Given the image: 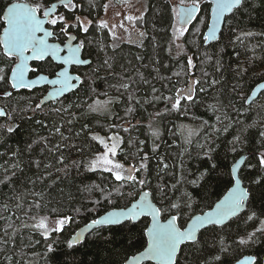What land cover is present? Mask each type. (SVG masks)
<instances>
[{"label":"trees","instance_id":"16d2710c","mask_svg":"<svg viewBox=\"0 0 264 264\" xmlns=\"http://www.w3.org/2000/svg\"><path fill=\"white\" fill-rule=\"evenodd\" d=\"M10 1L0 0V9H3ZM22 1L44 4L51 2V0ZM77 1H81L80 4L83 7L76 14L96 20L102 12L101 9H103L105 0H94L93 4L96 7L93 8H90L88 0ZM172 3L171 0H147L142 23L140 21L144 33H146L142 43L120 42L119 47L115 49L110 46L107 47V53L102 55L95 45L86 50V53L90 54L89 58L93 60V67L102 63L107 55L110 57L113 68L111 70L104 69L106 74L110 71V75L104 77L103 72H100L96 79L89 80L75 94L67 93L65 97L60 98L64 100L65 104L72 102L81 105L79 109L74 108L72 110L76 112L79 119L71 125L66 122L68 117L62 118L50 111L54 107H59V102L48 101L42 110L32 111V108L45 93L46 85L37 86L32 90L21 89L17 91L11 89L6 82H0V106L11 117V119L9 116L0 117V125L14 123L16 126V130L12 134L0 131V153L9 152V150L14 151L17 148L22 152L21 159L23 160L24 171L23 175L13 178L16 181V189L22 192L27 187L29 190L44 194V203L47 208L40 213L41 215L73 217L62 233L53 234L48 241V243H53L54 251L52 253L45 255L46 244L38 233L20 229L12 241L7 245H0V264H8L2 259L5 255L12 257L11 264H119L129 255L143 248L142 245L146 240L143 236V228L148 223V218L143 217L135 224L124 223L122 225L96 227L91 234L85 236L83 243L75 245L73 248L67 247L70 235L84 222L95 218L109 208L125 206L131 199L127 195L124 198H119L113 194L112 203H107L102 196L115 186L110 174L99 171L89 172L83 166L79 168L73 166V161L86 163L93 152L100 149V146L91 141L86 133H82L79 137L75 136V132L80 131L81 126L85 123L89 125L92 131L105 135L107 125L113 123L115 119H118V122L126 119H130L131 122L136 120V123H132L137 125L135 129L122 133L125 137V144L122 147L128 153H134L136 148L143 147V151L149 154L151 157L150 180L153 189L157 183L165 185L176 183L181 174L178 163L181 159L184 162L183 174L189 180L194 179L205 169H209L210 175L207 183L201 181L203 187L194 191L190 184L178 185L179 191L173 193V199H175L185 189L193 191L194 203L191 212L194 213L205 210L207 205L213 204L223 194L230 185L229 166L237 155L249 152L239 169V175L242 177L243 184L250 190L249 210H255L258 214L264 212V183L258 185L252 182L258 174L264 172L257 167V160L253 155L264 149L259 143L261 139L259 132L264 128V91L251 104H245L241 99L242 95L246 98L249 90L263 79L260 73L261 69L264 68V34H262L264 33V0H247V7L237 12L230 24L224 26L222 38L208 44L203 42V30L206 26L201 21H208L209 5L206 0H202V11L197 14V20L189 25L190 31L181 38L183 50L179 51V54L174 44L170 43L172 40L170 32ZM60 11H64V9L61 8ZM89 12H91L90 16ZM197 29L200 34H196ZM230 29H234L235 32L230 31ZM240 31H250L255 35L243 38L242 42L233 43L235 33ZM93 34L97 38L101 36L95 29L89 33V36L95 38ZM106 35L105 32L103 36ZM81 38L83 37L81 36ZM106 40L109 38L107 37ZM253 45L257 47L253 49ZM253 52L255 57L259 59L250 60L253 57ZM189 56H192L195 64V68L191 70L185 68ZM217 61L220 62L219 69H217ZM10 63L0 53V67L8 68ZM82 68H88L81 66L80 73L84 74ZM238 68L249 70L240 76L237 75ZM55 70L54 62L50 66L45 64L42 68V71L50 76L55 73ZM185 71H190L192 77L201 80L200 86L205 87L207 92L200 93L198 103L188 105L186 109H182V112L165 113L153 121V126L158 127L161 131V138L156 141L160 145L157 152L152 154V141L148 137L147 125L153 116L152 111H157L155 106L159 101H152L151 98L154 95L167 96L168 93L169 96H174L177 84L181 85L185 82L183 85H186V80H189ZM177 72L180 75L183 73L180 79L174 75ZM205 73H207L206 76ZM141 75L148 83L141 80ZM121 77H124V82L129 79L135 81L131 84L130 91L141 100L142 106L133 104L132 106L136 109L135 112L126 116L125 110L129 104L125 94L121 96L119 103H114L111 106L114 115L88 113L85 98L90 95V91L94 88L97 96L100 97L102 95L99 94L104 91V83L110 80L121 83ZM213 80H217L218 83L208 87ZM153 87L158 89L156 93L152 92ZM234 88L235 91H233ZM9 89H11L12 96H3V92ZM120 95V93L115 92L111 96ZM145 100L150 101V103H143ZM217 102H219L218 106L222 113H226L232 121H240V123L234 124L228 133L213 136L211 135V127L200 128V125L201 121H208L209 126L215 124V115L209 111L207 105ZM61 125L64 135L70 137L67 141H62L58 135L54 134V127ZM248 125H252V127H248ZM181 126H185L186 129H200L198 135L192 137L191 144H184L179 131ZM215 126L221 127L220 125ZM242 128H247V131L243 132L244 143L237 145V151L232 152L229 141ZM42 137L47 139V147L45 142L41 140ZM205 137L212 141L211 147L215 149L212 160L204 157L199 147L200 144L205 143ZM129 138H137L135 147L128 145L127 140ZM139 140H145L146 146H141ZM33 141L37 143H33ZM58 143L65 145L61 148L60 153H53L48 150ZM29 144L33 145L31 151L27 150ZM182 148L187 149L183 157L179 155ZM61 154L65 157L64 164L57 163ZM161 157L166 158L165 162L169 164V168L166 172H159L158 174ZM8 159L9 156H3L0 158V163ZM119 159L125 164L137 163V160L131 157L126 160L123 154H120ZM35 160L41 161L39 169L34 164H30V161ZM213 163L217 167L211 170ZM45 164H50L51 167L45 169L43 167ZM65 164L68 165L67 170L59 171V169L65 168ZM249 164L252 165L251 168L248 167ZM37 176H42L43 181H37L35 186L26 183V179H35ZM94 184L104 189V193H101L99 189L87 190ZM124 191L127 193L131 189L125 188ZM13 195L14 193L8 187L0 185V204L15 203L9 199ZM31 200V196L26 198L25 207L31 203ZM96 201H99V204H96ZM76 209H80L79 213H76ZM0 214L12 215L14 220L16 217L26 219L23 217L22 211L11 208L8 213ZM162 215L166 217L167 214ZM246 215L247 213L242 214L240 219L230 222L225 229V234H230V240L235 239L238 235H243L246 231H252L254 227L258 226V221L255 224L252 222L245 224L243 221ZM16 223L18 224L19 221ZM3 226V222L0 221V229ZM2 235L3 232H0V236ZM29 236H31V240H29ZM213 236L214 233L211 231L206 234L209 245H211ZM34 241H40V243L36 244ZM246 253L257 256L260 264H264V237H259L258 242L251 247L230 250L225 264L233 262V257L237 259ZM210 254H216L211 247L206 252L184 248L180 253V264H200V260L207 259ZM144 264H149V262H144Z\"/></svg>","mask_w":264,"mask_h":264},{"label":"snow or ice","instance_id":"6c2138e0","mask_svg":"<svg viewBox=\"0 0 264 264\" xmlns=\"http://www.w3.org/2000/svg\"><path fill=\"white\" fill-rule=\"evenodd\" d=\"M90 8L96 7L93 0H88ZM202 0H176L171 7V31L172 40L170 43L175 44L179 51L183 50V44L177 43L189 32V25L197 20V14L202 11ZM210 5L209 17L210 22L207 20L201 21L205 23L207 31L203 33V42L208 44L211 41H219L224 33V26L230 24L235 14L245 7H247V0H208ZM82 4L77 0H51L50 3L44 4L39 2L33 3H19L10 2L8 5L0 9V53L3 57L10 61L8 68L0 67V82H6L13 90L27 89L32 90L42 83L50 84L53 87L52 91L47 96L40 99L35 104L32 111H40L43 106L50 100L59 102V107H54L50 111L63 117H68L67 124L71 125L74 121L78 120L76 112L72 111L74 108L81 107L78 103L69 102L64 103L60 99L65 97L67 93L75 94L81 87H83L89 80L97 78L99 71L103 69H112L113 64L110 63V57L103 60L102 63L93 67V60L88 58L90 49L95 45L100 52H105L107 47L113 49L119 47V42H125L117 33V29H124L129 32V28L123 22L119 24H111L105 19L93 20L88 16L77 15L76 13L82 9ZM110 4H104L103 8L107 13ZM63 8L64 11H60ZM91 12H89V16ZM116 15H120L119 12ZM123 20L129 22L131 27L135 28L136 24L143 20V16H134L131 14L125 15ZM95 29L100 33V38H91L89 33ZM230 31L235 32L234 29ZM106 32L107 36L111 38L112 44L106 45L104 42L103 34ZM196 34H200L196 30ZM264 34V33H262ZM255 35L250 31H240L235 33L233 43L242 42L243 38ZM81 36L83 38H81ZM146 33L139 32V41L142 43ZM131 41V34L127 39ZM253 49L257 47L252 46ZM48 58H51L50 60ZM139 59V57H138ZM211 59V57H208ZM259 59L253 57L250 60ZM34 62V63H30ZM55 62L56 71L54 78L49 79V75L44 74L42 68L45 64L51 65ZM217 69L220 67V62L217 61ZM75 66V72L71 71ZM81 66H87L88 72L85 74L80 73ZM185 68L191 70L195 68L193 58L188 57ZM249 69L238 68L237 75L242 76ZM158 71V70H157ZM31 74V76L29 75ZM175 76H180V73H174ZM185 75L189 77L187 86L183 89H175V96L154 95L152 101H164L166 106L161 111L156 112L148 122V137L152 141V154L157 152L159 144L156 143L161 138V131L158 127L153 126V121L162 117L165 113L169 112H182L188 105H195L198 103V96L200 93H206L207 89L200 86L202 81L193 79L190 71H185ZM205 76L207 73L204 74ZM261 77L264 78V68L261 69ZM121 83L111 85L114 87L120 96H110L107 92L99 94L104 99L96 98L91 103H86V111L88 113H99L102 115H114L111 106L114 103L121 101V96L127 95L129 106L125 110V115L129 116L135 112V107L132 105H141V100L130 91L131 84L135 83L129 79L124 82V77H121ZM141 80L148 83L141 75ZM207 83V81H204ZM218 83L213 80L208 87H212ZM260 89H264V84L258 85ZM236 89L234 88L233 91ZM92 94L98 95L93 88ZM158 89L152 88V92L156 93ZM255 90L251 95L241 96L245 104L254 102ZM3 96L11 97V91H4ZM143 103L147 104L150 101L145 100ZM216 104L207 105L209 111L215 115V124L209 126L208 121H201L200 128L211 127V135H219L228 133L233 128L234 124H239L240 121H232L231 118L221 112V108ZM170 104V107L167 105ZM183 114V113H182ZM10 115L5 109L0 108V117ZM220 125L221 127H216ZM137 125H133L130 121H122L121 123H110L107 125V135H100L98 132L92 131L87 123L81 126L80 131L75 132V136L79 137L82 133H86L90 140L95 142L102 148V151L93 152L90 159L85 163L83 161H73V166L79 168L81 166L89 172H102L110 174L112 182L115 185L111 191L103 195L102 198L109 204L112 203L111 197L115 194L119 198H124L125 195L131 197L128 204L123 208H113L111 211L106 212L103 216L92 219L81 232H77L72 239L67 241V247L73 248L75 245L81 244L85 240L84 233L89 230L95 229L96 226H112L122 225L124 223L135 224L142 217L150 218V223H146L143 228V236L146 238L142 245L143 250L139 251L137 255L125 258L123 264H180V253L184 248H189L197 252H206L211 247L216 254L208 255L207 259H201L200 264H225L230 250L240 247H251L258 242L259 237H264V212L258 214L255 210H249L250 204V190L242 183V177L238 174L240 164L243 159L236 161L231 166L229 180L230 187L227 188L226 193L222 198H219L213 204L206 206V210H202L199 214L191 212L194 203V192L185 189L181 191L178 196L173 199V193L179 191L178 185H191L193 190L203 187L201 181L207 183L210 170L205 169L195 176L194 179H187L183 174L184 162L181 159L179 163L180 177L176 183L165 185L157 183L153 189L150 180V159L148 153L143 151V147L136 148L134 153L125 151L122 145L125 144V137L122 132L127 133L130 129H135ZM252 127V125H248ZM16 130L15 124L0 125V131H5L12 134ZM54 134L58 135L62 141L70 139L65 136L62 131V125L54 127ZM180 135L183 137L184 144H191L192 137L198 135L200 129H186L181 126ZM185 131L187 134L185 135ZM247 128H242L233 138L229 141L231 145L230 151L236 152L237 145L244 143L243 132ZM260 145L264 148V128L259 132ZM137 138H129L127 143L130 147H135ZM47 147V139L41 138ZM33 143H37L33 141ZM212 141L205 137V143L200 144L199 147L204 157L208 160L213 159L215 149L211 147ZM141 146H146L145 140H139ZM33 145H27V150L31 151ZM65 147L63 144H56L48 148L50 152L60 153L61 148ZM186 148H182L179 155L183 157ZM143 153V154H142ZM120 154L125 156V159L132 158L137 160V163L125 164L119 159ZM257 160V167L264 170V151H257L253 154ZM9 156L8 160L0 163V185H4L14 193L10 200L15 203L9 204L5 202L0 204V213H8L10 208L16 211H22L23 217H16L13 219L12 215L0 214V221L3 222V228L0 232V245H7L13 240V237L20 231V229L29 230L30 232L38 233L46 244V252L52 253L54 251L53 243H48L53 234L62 233L65 226L73 219L72 216L60 215L55 220H52L48 215H41L40 213L47 208L44 203V194L29 190L25 187L24 191H18L15 187L16 181L14 177L18 178L23 175V160L21 159L22 152L19 148L9 152L0 153V158ZM166 158L161 157L159 161V172H166L169 164L165 162ZM57 163L64 164L65 157L61 154ZM37 169L41 167V161H30ZM45 169L51 167L50 164L43 165ZM217 167L215 163L211 165V170ZM252 167L251 164L248 165ZM65 168L59 171H66ZM50 175V174H49ZM42 176H37L35 179H26L27 184L35 186L37 181H43ZM255 184L264 183V172L258 174L252 181ZM130 188L131 191L125 193L124 189ZM99 189L104 193V189L99 185H92L87 190L92 191ZM32 197L31 203L26 204V198ZM99 204V201L95 202ZM55 211V210H53ZM79 213L80 209L75 210ZM34 213V214H33ZM166 213V217L162 214ZM191 213V214H190ZM244 223H256L258 226L254 227L252 231H246L243 235L236 236L235 239H229L230 234H225V229L229 223L240 219L242 214H245ZM185 217H187L185 219ZM16 221H19L17 224ZM211 231L214 233L211 245L206 238V234ZM31 240V236H29ZM39 244L40 241H34ZM4 261L11 264L12 257L5 255L2 258ZM235 264H260L257 256L246 255L243 259H236L233 257Z\"/></svg>","mask_w":264,"mask_h":264},{"label":"rangeland","instance_id":"374dc122","mask_svg":"<svg viewBox=\"0 0 264 264\" xmlns=\"http://www.w3.org/2000/svg\"><path fill=\"white\" fill-rule=\"evenodd\" d=\"M171 1H173V3L174 2H176V0H171ZM78 3H81V1H77ZM93 2H94V0H93ZM173 3H172V5H173ZM104 4H110V7H109V9H108V11H107V13H105V11H104V8L103 9H101L102 10V12H101V14L100 15H98V17L96 18V20H98V19H105V20H107V22L109 23V25H111V24H113V23H115V24H119V23H121V22H123L124 24H125V26L126 27H128L129 28V32H125L124 31V29H117V33H118V35L121 37V39L123 40V41H125V42H127V39H128V37H129V34H131V43H138L137 41H139V32H144V29H143V27L141 26V24H140V22H138L137 24H136V26H135V28H133V27H131V25H129V22L128 21H126V20H123V17L125 16V15H128V14H131V15H134V16H140V15H142L143 16V14H144V11H145V7H146V5H147V0H105L104 1ZM103 4V5H104ZM172 7V6H171ZM117 12H119L120 13V15H116V13ZM82 16V15H81ZM84 16V15H83ZM82 16V17H83ZM141 23H142V21H141ZM171 32V35H172V31H170ZM93 36H95V38L96 39H98L97 37H96V35H94L93 34ZM100 37V36H99ZM106 38L108 37L107 35L105 36ZM104 36H103V38H104V42L106 43V45H111L112 44V40H111V38L110 37H108L109 38V40H106V38H105ZM118 44L120 43L119 41L117 42ZM177 43H181V40L180 41H177ZM174 46H175V44H174ZM109 48V47H108ZM175 48H176V46H175ZM113 49V48H112ZM107 53V52H106ZM105 52H101V55L102 54H106ZM190 57V56H189ZM192 57V56H191ZM188 58V57H187ZM82 70H84V74L85 73H87L88 72V69H83L82 68ZM81 70V71H82ZM111 70V69H110ZM105 70L103 69V70H101V71H99V73L100 72H103V75H104V77L105 76H107V75H110L111 74V72L109 71L107 74H106V72H104ZM113 74V73H112ZM182 75H183V73L180 75V76H177V79H180V77H182ZM177 81H180V80H177ZM187 82L186 83H188V80H186ZM110 82V83H109ZM109 82H106V83H104L103 85V89H104V91L102 92V93H105V92H107L110 96L111 95H113V93H115V92H117L116 91V89L114 88V87H110L111 85H117L119 82H117V81H109ZM185 83V82H184ZM184 83H182L181 85H183ZM180 84H177V88L179 87V86H181ZM176 88V89H177ZM263 91H261V93H262ZM174 93H175V90H174ZM167 96H169V93L167 94ZM175 96V95H174ZM259 97V96H258ZM96 98H100V99H104V98H106V97H103V96H94L93 94H92V92L90 91V95L88 96V97H86L85 98V101H87L88 103L90 102L91 103V101L93 100V99H96ZM258 99V98H257ZM257 99H255V100H257ZM85 105H86V103H85ZM165 106H166V104H165V102L164 101H159V103H156V106H155V109L157 110V111H155V110H153L152 111V113H153V115L156 113V112H158V111H161L162 109H164L165 108ZM168 107L170 106V105H167ZM127 120V119H126ZM123 120H121V121H119L118 122V119H115L114 121H113V123H117V124H119V123H121ZM129 121H130V119H129ZM131 122V121H130ZM137 121L135 120V121H132L131 123H136ZM191 129V128H190ZM123 133V132H122ZM105 135H107V133L105 134ZM123 135V134H122ZM99 151H102V148L100 147V149H99ZM261 151H264V149L263 150H261ZM58 216H55V217H50L52 220H55L56 218H57Z\"/></svg>","mask_w":264,"mask_h":264},{"label":"water","instance_id":"95a60500","mask_svg":"<svg viewBox=\"0 0 264 264\" xmlns=\"http://www.w3.org/2000/svg\"><path fill=\"white\" fill-rule=\"evenodd\" d=\"M207 2H208V0H206ZM10 2H19V3H28V2H25V1H22V0H11ZM10 2H8V3H10ZM8 3L5 5V7L8 5ZM209 5V4H208ZM4 7V8H5ZM209 10H210V5H209ZM208 22H210V17H209V14H208ZM204 32H206L207 31V27H205V29L203 30ZM0 32H2V28L0 29ZM203 32V33H204ZM211 42H214V41H211ZM44 74H46V73H44ZM30 75V74H29ZM46 75H48V74H46ZM54 75H55V73L53 74V75H49V79H51V78H54ZM31 76V75H30ZM191 78H193V79H195V77H191ZM260 84H264V78L263 79H261L260 81H258L253 87H252V89L250 90V92H249V94L248 95H251L252 93H253V90H255V92H256V95L254 96V98L258 95L259 96V94L261 93V91H264V89H260L259 87H258V85H260ZM42 85H46L47 86V89H46V91H45V93L43 94V96L41 97V99L42 98H44L45 96H47L48 95V93L50 92V91H52V89H53V87L54 86H52V85H50V84H47V83H42V84H40L39 86H42ZM187 85H181L180 87H178V88H180V89H183L184 87H186ZM11 89H9L8 91H10ZM175 95H176V92L174 93ZM40 100V99H39ZM50 101H53V100H50ZM251 103V102H250ZM0 108H3V107H1L0 106ZM4 109V108H3ZM124 121H129V119H127V120H124ZM247 153H249V152H244V153H240V155H237V157H236V159L232 162V164L229 166L230 167V170H231V166L234 164V163H236V161H240V160H242V158H246L247 157ZM244 161H245V159H243V162L240 164V167H241V165L244 163ZM238 174H239V171H238ZM242 183H243V181H242ZM244 185V184H243ZM245 186V185H244ZM228 187H230V185L228 186ZM226 191H227V189L223 192V194L219 197V198H222L223 197V195L226 193ZM218 198V199H219ZM217 199V200H218ZM216 200V201H217ZM216 201H214V202H216ZM124 206H120V207H115V208H117V209H119V208H123ZM114 207H112V208H109V209H107L106 211H104V212H102L101 214H99V215H97L95 218H98V217H100V216H103L106 212H108V211H111L112 209H113ZM206 210V209H205ZM201 212V211H200ZM200 212H196V214H199ZM95 218H93V219H95ZM92 219H90L89 221H87V222H84V224H82L81 226H79L71 235H70V238L69 239H72L74 236H75V234L77 233V232H81L82 230H84L85 229V226L91 221ZM148 220V223H150V218H148L147 219ZM96 227H99V226H96ZM93 230V229H92ZM92 230H89L88 232H85L84 233V236H86L87 234H91V232H92ZM143 250V248L141 249V250H139V251H142ZM139 251H137V252H135V253H133V254H131V255H129L128 257H131V256H134V255H137L138 254V252ZM246 255H253V254H250V253H246V254H244V255H241V257H239V258H237V259H243V257L244 256H246ZM127 257V258H128ZM125 260V259H124ZM124 260L121 262V263H119V264H123V262H124ZM227 264H235V261H233V262H230V263H227Z\"/></svg>","mask_w":264,"mask_h":264},{"label":"flooded vegetation","instance_id":"af4514ba","mask_svg":"<svg viewBox=\"0 0 264 264\" xmlns=\"http://www.w3.org/2000/svg\"><path fill=\"white\" fill-rule=\"evenodd\" d=\"M88 58H89V57H88ZM48 59L50 60L51 58H48ZM30 63H34V62H30ZM54 63H55V62H54ZM74 69H75V66H73L72 69H70V70L73 71V72H75ZM56 70H57V69H56ZM56 70H55V71H56ZM30 75H31V74H30ZM186 85H187V84H186ZM46 87H47V86H46Z\"/></svg>","mask_w":264,"mask_h":264},{"label":"bare ground","instance_id":"6f19581e","mask_svg":"<svg viewBox=\"0 0 264 264\" xmlns=\"http://www.w3.org/2000/svg\"><path fill=\"white\" fill-rule=\"evenodd\" d=\"M252 89V88H251ZM250 91V90H249ZM261 94V93H260ZM260 94H259V96H260ZM257 98H259L258 97V95L254 98V101H255V99H257ZM252 103V102H251ZM251 103H249V104H251ZM244 153V152H243Z\"/></svg>","mask_w":264,"mask_h":264}]
</instances>
